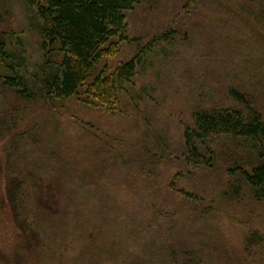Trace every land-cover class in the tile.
I'll use <instances>...</instances> for the list:
<instances>
[{"label": "trees", "instance_id": "1", "mask_svg": "<svg viewBox=\"0 0 264 264\" xmlns=\"http://www.w3.org/2000/svg\"><path fill=\"white\" fill-rule=\"evenodd\" d=\"M27 1L39 18L44 52L39 70L27 74L25 49L14 46L13 34L0 39V70L4 72L0 74V88L20 103L42 101L55 106L77 101L116 116L126 98L133 101L140 76L148 67L154 70L152 60L161 61L158 45L186 39L180 31L172 30L145 45L132 39L128 15L143 0ZM198 1L191 0L190 6ZM245 6L260 23L264 22V0H249ZM3 17L0 11V23ZM136 45L135 55L115 63L125 48ZM199 98L201 102L191 109L189 123L181 131V142L174 151L178 157L160 150L146 161L150 178L160 168L177 170L166 187L167 200L161 199L162 193H157L159 199L137 189L139 197L143 201L153 199L162 206L170 201L176 207L192 210L190 215L206 214L215 211V202L197 197L181 183L184 185L189 178L191 181L195 173L206 177L221 172L229 199L249 198L252 204L264 206V110L257 97L239 83L228 86L217 101L206 95ZM16 115L19 111L9 119L7 113L0 112V141H6L4 147L10 142L2 172L5 188L0 195V264H46L43 259L51 260V264H104V260L108 264H154L149 245L156 246L161 257L155 264H211L208 253L215 252L213 245L206 249L191 243L189 236L177 239L175 232L180 227L168 223L173 215L166 210L156 209L155 216L147 221L144 215H149V210L138 209L136 213L125 206L126 202L120 203L124 193L127 198H135L128 190L118 192L120 186L133 188L143 180L135 177L121 181L108 174V184L102 181L96 185L92 178L98 181L102 178L99 172H107L100 164L94 170H84L80 166L72 169L63 159L56 165L47 162L52 154L54 158L61 154L38 146L29 132H21L24 119H14ZM92 127L82 124L81 131L95 135ZM25 136L30 138L28 144H23ZM165 144L158 148H165ZM177 164L185 167L186 173ZM1 217H6V224ZM184 221L178 218L186 225ZM183 238H188L185 244ZM142 240L135 246L134 241ZM257 246L264 248V239ZM71 250L76 252L75 258L69 255ZM112 255L118 257L117 262L112 261L117 260Z\"/></svg>", "mask_w": 264, "mask_h": 264}, {"label": "rangeland", "instance_id": "2", "mask_svg": "<svg viewBox=\"0 0 264 264\" xmlns=\"http://www.w3.org/2000/svg\"><path fill=\"white\" fill-rule=\"evenodd\" d=\"M248 1L200 0L192 7L191 0H143L128 15L132 39H138L145 45L170 30L180 31L186 39L184 42L177 40L173 44L162 42L158 45L162 62L156 58L152 60L154 70L148 67L145 75L140 76L137 80L139 90L132 93L133 101L126 98L116 116L84 107L77 101L55 106L42 101L20 103L2 88L0 112L7 113V118L12 119L19 111L14 118L21 116L24 119L19 130L35 137L38 146L61 154L55 158L52 154L47 162L56 165L63 159L72 169L80 166L84 170H94L100 164L107 172H99L102 178L98 181L92 178L96 185L102 181L108 184L106 176H111L108 174L121 181H132L135 177L143 180L133 188L121 185L118 192L128 190L135 198H127L124 193L119 198L120 203L126 202L125 206L135 209L136 213L138 209L149 210L150 214L144 215L147 221L155 216L156 209L166 210L168 215H173L168 223L175 222L183 232L181 234L180 229L175 232L177 239L182 241V236H189L191 243L206 249L213 245L215 252L208 253L211 264H264V248L257 246L264 239V206L252 204L249 198L229 199L224 191L227 183L221 172L206 177L195 173L191 181L189 178L184 185L181 183L197 197L216 203L213 204L215 211L206 214L190 215L192 210L176 207L170 201H166L164 206L152 198L151 201H143L137 192V189L140 193L141 190L148 191L157 198V193H162L161 199L167 200L166 187L177 170L160 168L157 174L153 173L151 178L154 180H151L146 161L150 154H159L160 150L165 154L169 151L172 158L178 157L175 149L181 142V131L189 123L191 109L201 102L200 95L217 101L228 86L243 83L246 90L257 97L260 109L264 110V22L260 23L245 10V2ZM0 11L4 14L0 23V39L13 34L14 46L25 49L27 74L36 73L44 62L36 9L27 0H0ZM136 48L137 45L129 50L125 48L115 63L129 60L135 55ZM0 74L4 72L0 70ZM144 91L147 94L142 93ZM85 123L93 126L91 131H95V135L81 131V125ZM96 137L107 141L100 142ZM26 138L23 144L30 142V138ZM5 143L0 141L1 196L6 178L2 172L10 151L7 149L10 142L4 147ZM162 143H166L165 148L159 149L158 145ZM176 167L186 173L185 167L181 168L179 164ZM73 178L77 180L75 176ZM186 207L189 209V205ZM182 212H188L189 216L182 215ZM179 217L188 223L181 224ZM135 218L133 216V221ZM1 219L6 224V217ZM255 236L259 239H253ZM144 241H134L135 246ZM149 246L151 263L153 260L154 264L160 262L157 247ZM72 251L69 255L75 258L76 252ZM141 255L147 256L145 253ZM112 256L117 260H111L117 262L118 257ZM43 261L51 264V260ZM103 263L109 262L104 260Z\"/></svg>", "mask_w": 264, "mask_h": 264}]
</instances>
